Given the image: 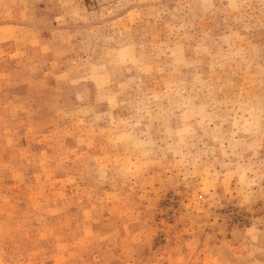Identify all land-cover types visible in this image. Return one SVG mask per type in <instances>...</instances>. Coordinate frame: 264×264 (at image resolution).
<instances>
[{"label": "rangeland", "instance_id": "1", "mask_svg": "<svg viewBox=\"0 0 264 264\" xmlns=\"http://www.w3.org/2000/svg\"><path fill=\"white\" fill-rule=\"evenodd\" d=\"M0 264H264V0H0Z\"/></svg>", "mask_w": 264, "mask_h": 264}]
</instances>
